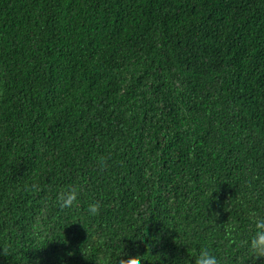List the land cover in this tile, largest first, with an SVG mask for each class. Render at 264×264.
Here are the masks:
<instances>
[{"label": "trees", "instance_id": "1", "mask_svg": "<svg viewBox=\"0 0 264 264\" xmlns=\"http://www.w3.org/2000/svg\"><path fill=\"white\" fill-rule=\"evenodd\" d=\"M255 217L264 0H0V264H264Z\"/></svg>", "mask_w": 264, "mask_h": 264}, {"label": "clouds", "instance_id": "2", "mask_svg": "<svg viewBox=\"0 0 264 264\" xmlns=\"http://www.w3.org/2000/svg\"><path fill=\"white\" fill-rule=\"evenodd\" d=\"M103 160V158H101ZM79 190L77 187H68L57 194L56 201L61 209H68L77 203ZM100 203H92L88 206V214L91 216L99 215ZM253 230L250 237L244 241L247 245L250 258L255 260L264 258V217H255L252 221ZM235 224L225 227L226 236L229 239H234L233 234L236 232ZM7 247L3 248V254L6 255ZM141 257L130 258L126 262L120 261V264H139ZM194 264H221L218 257L208 247H202L199 253L194 258Z\"/></svg>", "mask_w": 264, "mask_h": 264}]
</instances>
